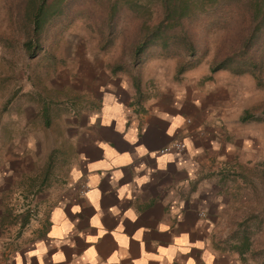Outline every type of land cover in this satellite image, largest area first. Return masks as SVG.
<instances>
[{
  "label": "crops",
  "instance_id": "crops-1",
  "mask_svg": "<svg viewBox=\"0 0 264 264\" xmlns=\"http://www.w3.org/2000/svg\"><path fill=\"white\" fill-rule=\"evenodd\" d=\"M79 1L95 13L106 3ZM107 1L129 16L102 19L105 28L161 10L160 0ZM254 87L248 74L198 63L138 103L126 83L101 88L90 107L62 114L53 136L2 114L0 264H249L215 240L228 209L251 200L246 174L264 164V118L243 119ZM173 141L182 149H167ZM50 143L60 150L54 179Z\"/></svg>",
  "mask_w": 264,
  "mask_h": 264
},
{
  "label": "rangeland",
  "instance_id": "rangeland-1",
  "mask_svg": "<svg viewBox=\"0 0 264 264\" xmlns=\"http://www.w3.org/2000/svg\"><path fill=\"white\" fill-rule=\"evenodd\" d=\"M77 1L79 0H66L65 27L55 31L52 29L54 33L48 32L47 35L41 32V49L31 56L21 46L22 35L25 34L24 28L30 27L24 22V15H13L15 10L13 2L16 0H0V118L2 114L8 117L13 115V120L18 121L19 126L21 120L32 119L30 122L34 126H26L25 130L28 131L31 126L40 129L43 125L45 127H42L43 130L49 131V134L53 136L55 134L53 124L62 119V114L74 115L90 107L95 96H99L101 88H107L111 84L116 87L126 83L133 90L132 101L137 103L136 99L142 100L159 85L171 81V77L172 80L175 79V65L179 62V57L157 58L152 57V53L148 51L139 60L133 61L130 56L131 49L120 44L122 42L118 35H121V31L115 35L112 45L109 44L105 49L97 46V32L94 29L90 30L89 24L85 25L84 21L74 20L75 17L73 18L69 13V10L73 11L72 7ZM151 6L155 4L152 3ZM247 8V5L242 6L240 11L246 12ZM160 16L161 14L158 15L156 12L147 16L146 20L155 21ZM133 25L135 24L129 26L133 27ZM220 30L218 32L222 33L219 37L227 38V43L231 44L234 40L230 38L228 31L224 33ZM129 33L137 35L138 32L130 31ZM85 35L88 36V40L82 41ZM187 37L190 38V35L188 34ZM215 39L214 35L208 39V45L203 47V51L206 50L204 54L199 52L196 54L201 58L199 63L204 66H209L214 56ZM176 40L169 41L176 42ZM167 42L168 39L159 40L161 44ZM199 50L202 52V49ZM120 58L124 72L109 74L106 68L107 63ZM262 62L260 83L255 84L250 92L251 98L256 99L250 109L252 114L257 112V118H264L260 113L264 111V58ZM172 71L173 75L170 74ZM249 76L255 82V78ZM45 102L51 104L48 109H52L48 112L46 125L42 114ZM50 145L55 147L50 150L48 157L44 160V166L47 167V173L50 171L54 179L53 173L61 166L57 159L60 150L55 143ZM258 166L257 172L252 171L246 174V179H243V182L256 186L252 190V195L248 192L243 194L245 198L251 200L240 206L230 207L222 223L217 222L216 226L220 231L215 240L218 245L228 251L237 252L240 258L249 264H264V212L262 210L264 170L260 171L264 168V164H258ZM242 208L244 212L240 216ZM237 220H241L242 225L235 229Z\"/></svg>",
  "mask_w": 264,
  "mask_h": 264
},
{
  "label": "trees",
  "instance_id": "trees-1",
  "mask_svg": "<svg viewBox=\"0 0 264 264\" xmlns=\"http://www.w3.org/2000/svg\"><path fill=\"white\" fill-rule=\"evenodd\" d=\"M79 2L77 5L74 4L73 11L69 10V13L73 18L82 15L88 21H92V27L97 32L96 44L102 49L108 47L109 44L112 45L115 35L121 31V35H118L122 42L120 44L131 49L130 56L133 61L139 60L148 51L152 53V57L157 58L179 57L174 72L177 78L179 74L200 62L201 58L196 55L197 52L204 54L206 51H203L204 45H208V39L214 35L216 37L215 53L209 63V71L212 73L217 70H227L236 75L248 74L255 78L256 85L260 83L264 58V0H160L161 10L158 8L160 18L157 17L151 23V20H146L150 14H146L142 17L143 20L134 23L133 27L128 24L122 25L120 29H115V25L105 28L100 21L109 18V23L115 19L117 23L120 22L119 18H124V16L128 19L129 14L126 10L125 15L119 14L124 13V7L121 9L114 7L106 0L105 5L103 3L99 12L95 13L96 11L93 12L94 10L89 5L80 6ZM245 5L248 7L247 11L241 10V12V7ZM66 6L67 3L59 6L52 0H16L13 2V9H15L13 15H24L23 20L30 27L24 28L25 34L22 35L21 43L29 55L34 56L41 49V32L47 35L48 32H53L52 29L55 31L65 27L63 23L65 22L64 16L67 15ZM105 8L117 16L104 15L105 12L101 10ZM220 29L224 33L228 31V35L234 40L231 44L227 43V38L219 37L222 33L218 32ZM130 31L138 33L132 35ZM28 32L30 34H27ZM188 34L190 38L187 37ZM178 38L179 41L176 40ZM163 39H168V42L159 43V40ZM131 40L135 41L131 43ZM169 40H176V42ZM199 49H202V52ZM121 61L120 58V60L107 63L106 68L109 74L124 72ZM137 89L136 86V92ZM136 101L139 102V99ZM50 105L45 102L42 107L45 125L48 124V112L52 111L48 109ZM250 112L249 110L243 111L244 120L252 117ZM260 113L264 116V111ZM259 119L262 118L257 120ZM260 171L263 172V170ZM262 210L264 212V199Z\"/></svg>",
  "mask_w": 264,
  "mask_h": 264
},
{
  "label": "built area",
  "instance_id": "built-area-1",
  "mask_svg": "<svg viewBox=\"0 0 264 264\" xmlns=\"http://www.w3.org/2000/svg\"><path fill=\"white\" fill-rule=\"evenodd\" d=\"M169 147H173V148H175V149H177V150H180V149H182L183 144H182L181 142L173 141V142L170 144V146L167 147V149H169ZM79 192H80V193H84V192H85V187H83V186L81 185V187L79 188Z\"/></svg>",
  "mask_w": 264,
  "mask_h": 264
}]
</instances>
